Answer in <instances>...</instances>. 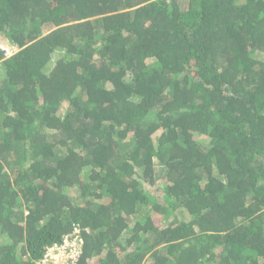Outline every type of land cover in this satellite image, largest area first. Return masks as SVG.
Instances as JSON below:
<instances>
[{
    "label": "trees",
    "instance_id": "16d2710c",
    "mask_svg": "<svg viewBox=\"0 0 264 264\" xmlns=\"http://www.w3.org/2000/svg\"><path fill=\"white\" fill-rule=\"evenodd\" d=\"M1 46L0 264H264V0H0Z\"/></svg>",
    "mask_w": 264,
    "mask_h": 264
},
{
    "label": "built area",
    "instance_id": "2783aa9c",
    "mask_svg": "<svg viewBox=\"0 0 264 264\" xmlns=\"http://www.w3.org/2000/svg\"><path fill=\"white\" fill-rule=\"evenodd\" d=\"M0 50L6 58L14 52L13 49L6 46H1ZM82 245L80 228L75 226L60 241L47 247L42 257L35 264H77L82 254Z\"/></svg>",
    "mask_w": 264,
    "mask_h": 264
},
{
    "label": "clouds",
    "instance_id": "9594fccd",
    "mask_svg": "<svg viewBox=\"0 0 264 264\" xmlns=\"http://www.w3.org/2000/svg\"><path fill=\"white\" fill-rule=\"evenodd\" d=\"M70 232H71V231H70ZM70 232H69V233H70ZM69 233H67V234H69ZM67 234H65V235H67ZM63 236H64V235H63ZM63 236H62V237H63ZM62 237H61V238H62ZM57 242H58V241H57ZM54 243H55V242H54ZM52 244H53V243H52ZM49 246H50V245H49ZM49 246H47V247H49ZM47 247H46V248H47ZM46 248L44 249L43 254H44ZM82 250H83V247H82ZM43 254H42V255H43ZM41 257H42V256H41ZM41 257H40V258H41Z\"/></svg>",
    "mask_w": 264,
    "mask_h": 264
},
{
    "label": "rangeland",
    "instance_id": "374dc122",
    "mask_svg": "<svg viewBox=\"0 0 264 264\" xmlns=\"http://www.w3.org/2000/svg\"><path fill=\"white\" fill-rule=\"evenodd\" d=\"M57 55V53H55V55H54V58H55V56ZM196 139H198V138H200L199 136H197V137H195ZM157 195H158V193H157Z\"/></svg>",
    "mask_w": 264,
    "mask_h": 264
}]
</instances>
